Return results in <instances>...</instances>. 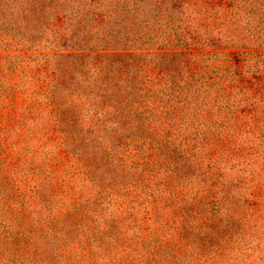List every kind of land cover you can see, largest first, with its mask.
Returning <instances> with one entry per match:
<instances>
[{
	"label": "trees",
	"instance_id": "1",
	"mask_svg": "<svg viewBox=\"0 0 264 264\" xmlns=\"http://www.w3.org/2000/svg\"><path fill=\"white\" fill-rule=\"evenodd\" d=\"M0 264H264V0H0Z\"/></svg>",
	"mask_w": 264,
	"mask_h": 264
}]
</instances>
